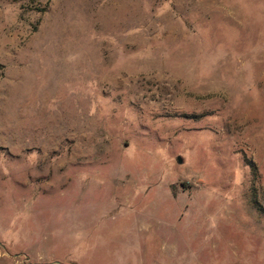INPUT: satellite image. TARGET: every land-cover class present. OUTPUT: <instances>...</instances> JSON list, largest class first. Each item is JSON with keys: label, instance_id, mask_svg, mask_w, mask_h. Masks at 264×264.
<instances>
[{"label": "rangeland", "instance_id": "1", "mask_svg": "<svg viewBox=\"0 0 264 264\" xmlns=\"http://www.w3.org/2000/svg\"><path fill=\"white\" fill-rule=\"evenodd\" d=\"M0 264H264V0H0Z\"/></svg>", "mask_w": 264, "mask_h": 264}]
</instances>
